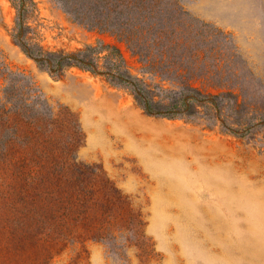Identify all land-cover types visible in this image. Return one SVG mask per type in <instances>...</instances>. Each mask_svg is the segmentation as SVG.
<instances>
[{"label": "rangeland", "instance_id": "rangeland-1", "mask_svg": "<svg viewBox=\"0 0 264 264\" xmlns=\"http://www.w3.org/2000/svg\"><path fill=\"white\" fill-rule=\"evenodd\" d=\"M178 5L189 87L57 0H0V264H264V0Z\"/></svg>", "mask_w": 264, "mask_h": 264}, {"label": "trees", "instance_id": "trees-1", "mask_svg": "<svg viewBox=\"0 0 264 264\" xmlns=\"http://www.w3.org/2000/svg\"><path fill=\"white\" fill-rule=\"evenodd\" d=\"M57 1L80 24L108 32L126 43L145 62L152 76H160L173 84L177 80L189 87L192 77L187 78L184 61L187 56L192 61L197 59V30L187 13L179 8L178 0ZM62 59L68 68L74 63H84L77 56ZM145 92L136 89L135 98L146 114L178 115L172 111H157L150 102L157 96L156 92L150 90L144 95ZM0 106L4 107L1 100Z\"/></svg>", "mask_w": 264, "mask_h": 264}]
</instances>
